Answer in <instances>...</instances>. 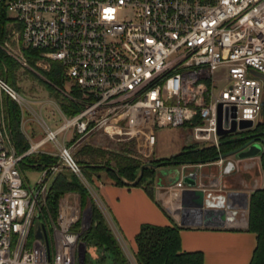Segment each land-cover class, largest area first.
Returning a JSON list of instances; mask_svg holds the SVG:
<instances>
[{
    "label": "built area",
    "instance_id": "obj_1",
    "mask_svg": "<svg viewBox=\"0 0 264 264\" xmlns=\"http://www.w3.org/2000/svg\"><path fill=\"white\" fill-rule=\"evenodd\" d=\"M0 34V51L23 71L42 77L58 62L69 91L55 88L80 109L68 116L55 100L35 103L0 75V264H78L83 240L74 227L88 228L80 203L65 196L55 219L41 216L61 164L93 198L74 154L95 135L132 143L148 161L157 129L189 126L197 143L218 148L219 120L224 130L236 123L244 131L241 122L254 128L264 109V80L252 74L264 75V0H0ZM28 51L39 60L31 62ZM217 70L227 81L219 92ZM7 98L20 109L23 131L29 119L43 131L39 140L24 134L30 147L23 154ZM47 107L61 113L56 128L40 118ZM36 153L60 164L31 185L21 163ZM185 187L181 179L171 189Z\"/></svg>",
    "mask_w": 264,
    "mask_h": 264
},
{
    "label": "trees",
    "instance_id": "obj_2",
    "mask_svg": "<svg viewBox=\"0 0 264 264\" xmlns=\"http://www.w3.org/2000/svg\"><path fill=\"white\" fill-rule=\"evenodd\" d=\"M1 28H4L3 22H1ZM2 37V34H0V40ZM27 55L31 62H34L38 56V52L28 51ZM17 70L18 65L0 51V75L10 85L19 89L16 80ZM46 76L59 87L65 83L62 67L58 62H53L52 69L46 72ZM60 106L68 116H74L80 110L77 105L65 98L61 100ZM20 121V109L10 101L9 124L12 138L17 153L23 154L29 149L30 145L25 135L20 131ZM244 135L245 137L240 139H231V135L221 137L218 148L216 146H200L201 144L197 143L186 146L180 153L169 158H153L148 161L133 155V152L128 147L112 149L91 142H86L79 147L74 156L76 161L81 165L83 173L89 182L94 183L95 178H100V174L105 172L117 185L126 186L119 176L128 182H133L138 178L140 168L146 163L170 164L174 161L193 164L199 162L206 163L220 154L228 153L241 147L253 138H264L263 121L254 128L245 131ZM128 144L133 145L132 143ZM262 161L264 166V157ZM58 163L59 158L57 156L47 153H37L25 156L21 165H26L37 170H44ZM111 168H114L118 172V175ZM155 178L156 170L146 168L143 178L136 187H143L153 197ZM74 192L81 195L82 210L86 201L91 200L90 226L83 230L81 222H79L74 227V230L81 233L82 240L88 246L98 247L103 252L110 253L114 264H131L103 212L91 197L86 186L69 168L62 167L52 181L41 218L43 220L55 219L58 214L61 198L67 193ZM180 230L181 228L176 224L167 226L144 224L135 237L137 251L134 254V258L136 264H206L202 252H187L182 250ZM248 230L257 235V246L250 264H264V188L256 189L251 195L248 212ZM87 259H89V254Z\"/></svg>",
    "mask_w": 264,
    "mask_h": 264
},
{
    "label": "crops",
    "instance_id": "obj_3",
    "mask_svg": "<svg viewBox=\"0 0 264 264\" xmlns=\"http://www.w3.org/2000/svg\"><path fill=\"white\" fill-rule=\"evenodd\" d=\"M29 125L28 120L24 134L31 133L27 130ZM99 135L102 134L92 138ZM226 160L235 166L230 164L229 172L223 174ZM226 160L195 165L193 171L198 173L197 188L210 202L208 208L221 210L222 204H227L226 215H195L192 207L199 197L171 189L178 181L169 185L176 173L163 178L161 183L155 179L153 197L143 187L117 185L111 178L102 180L96 177L95 183L109 210V219L129 242L134 254L137 251L135 237L144 224H176L181 228L182 250L202 252L206 264H250L257 246V235L248 230L249 202L257 188H264L263 161L261 157L246 160L230 157ZM186 167L184 175L187 174Z\"/></svg>",
    "mask_w": 264,
    "mask_h": 264
},
{
    "label": "rangeland",
    "instance_id": "obj_4",
    "mask_svg": "<svg viewBox=\"0 0 264 264\" xmlns=\"http://www.w3.org/2000/svg\"><path fill=\"white\" fill-rule=\"evenodd\" d=\"M37 57L34 60V62L39 60ZM46 72H49V71H43V72L40 71V74L42 75V77H40V76L33 75L28 71H23L18 66V70L16 71V80H17V86L19 87V89L17 90L21 92L26 98H28L29 100L35 103L37 101L46 102L50 100H55L56 102L60 104L61 100L64 99L63 95L55 88V86L57 85L51 82L47 78ZM224 76H225L224 71L217 70L216 79H219L220 81L217 83L218 88L216 92H219L226 85L227 81L223 80ZM46 80H49L50 82ZM61 88L69 91V87H68V84H66V81L63 85H61ZM34 106L37 111L41 109V105L35 104ZM39 115L41 116L40 118L47 120L55 128L58 127L63 121L61 113L52 111L51 107H47ZM29 118L30 117H27V119ZM260 122H261V118L259 117L256 121V125L259 124ZM29 123L30 125L27 128V130L31 133H29L28 136H31V138H33L34 140H39L41 137H43V131L40 125L36 121H33L31 119H29ZM25 128L26 127H24V130ZM20 131L24 134V131L22 128V114H21V121H20ZM245 131L247 130L239 131L237 133L231 134V139L244 138ZM156 138H157V141H156V146H155V154H154V157H152L151 159L169 158L179 153L180 151H182L184 146L197 144V141L194 139V132L189 126L180 127V128L166 127V128L157 129ZM89 142L93 144H98L103 147H109L112 149H121L122 147H125V148L128 147V149H130L133 152V155L139 157V154L136 148H134L133 145L128 144L129 142L125 140H119V138H112L106 134L99 135L96 138H91ZM200 146H204V145H200ZM46 149L47 151H50V152L55 150V148L52 147L51 145L46 146ZM235 158L238 159L237 157ZM55 165H59V163ZM179 167L180 165H165L163 167L158 168V170L156 171L157 176L155 178L157 180V183L159 181V176L161 175L162 170H173V169L176 170ZM194 167L195 165L193 164L187 165L186 167L187 169L185 173L187 174L192 173L196 169ZM61 168L62 166L60 165L57 170L53 171L54 174H51L52 177H51L50 185L52 181L54 180L55 176L60 172ZM21 170L23 172V175L26 177V179L29 181L31 185H35L43 177L42 170L33 169L26 165H21ZM100 176L102 180H106L109 178L105 172L101 173ZM92 186L94 189V195H93L94 201L96 202V204L101 209L104 216L106 217L109 226L113 230L127 258L129 259L131 264H136V260L134 258V252L129 242L125 239V237L122 235L120 230L118 231L120 233L117 234L115 226H113L111 220L109 219L107 215L109 210L101 196L97 183L95 182L92 183ZM65 196L69 197L71 201L77 200L81 205L82 198L79 193L77 192L67 193L65 194ZM65 196L61 198L60 202ZM90 202L91 200L89 199L88 201H86L85 206L82 205L83 206L82 212H84V210L90 207ZM88 254H89V259H87L86 264H114L112 255L108 252H103L98 247L88 246Z\"/></svg>",
    "mask_w": 264,
    "mask_h": 264
},
{
    "label": "water",
    "instance_id": "obj_5",
    "mask_svg": "<svg viewBox=\"0 0 264 264\" xmlns=\"http://www.w3.org/2000/svg\"><path fill=\"white\" fill-rule=\"evenodd\" d=\"M252 74L255 76H258L260 78H262L264 80V75L261 74L260 72H257L255 70H252ZM7 105H9V99H6ZM263 106H264V101H263ZM261 121L264 120V109L263 112L261 114ZM264 123V121H263ZM253 127V122L252 121H243L240 124V129L242 130H247V129H251ZM237 124L234 123L232 128L229 130H224L221 127V120H219V127H218V134L220 137H225L231 134H234L237 132ZM230 157H237L239 160H246V159H252V158H257V157H264V138H253L251 140H249L248 142H246L244 145H242L241 147L232 150L228 153H223L220 154L219 156H217L214 159L209 160L206 163H216L219 162L220 160H226L229 159ZM205 162H199L197 164H193V163H181V162H177L174 161L170 164H165V163H160V164H152V163H146L144 164L141 168H140V174L138 176V178L133 181V182H128L125 179H123L121 176L120 179L122 180V182L129 187H135L138 185V183L141 181V179L143 178L144 175V170L146 168H153L154 170H158V168L163 167L165 165H180L181 169L178 170H162L161 171V175L159 176V183H161L162 179L173 174L176 173L175 178L169 183H176L177 181H179L180 179L183 180V183L186 185V187L183 189V195L186 193H193L195 195H197L198 201H196V203L194 204V206L192 208H194L193 213H195V215H207V214H222V215H226L228 212H226L225 208H227V204L225 206H223L222 204V208L221 210H216L217 208H208V206L210 205V202L208 200V198L205 197V194L203 193L202 190H199L197 187L199 185L198 183V173L197 171L189 173V174H185L183 173L182 175V167L183 166H187L189 164H193V165H203L206 164ZM230 164H233L235 166V163H233L232 161H228L226 160L225 165H224V171L223 174H226L229 172V170H227L228 166ZM61 166L63 168H68L67 165L65 164H61ZM112 171H114L117 175L118 172L114 169L111 168ZM157 176V173H156ZM201 185V184H200ZM259 189V188H257ZM230 197V196H229ZM230 208V207H229ZM207 209V210H206ZM209 209V210H208ZM86 214V221H87V225L88 227L91 224V208L88 207L86 210H84V215ZM43 236L41 227L37 228V233H36V237L37 238H41ZM87 256H88V244L85 241H81L79 243V247H78V253H77V261L78 264H86L87 261Z\"/></svg>",
    "mask_w": 264,
    "mask_h": 264
}]
</instances>
